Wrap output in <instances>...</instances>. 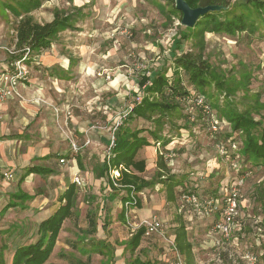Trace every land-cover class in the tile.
<instances>
[{
    "label": "rangeland",
    "instance_id": "1",
    "mask_svg": "<svg viewBox=\"0 0 264 264\" xmlns=\"http://www.w3.org/2000/svg\"><path fill=\"white\" fill-rule=\"evenodd\" d=\"M238 1L234 3V9L241 13L243 12L242 5ZM8 2H13V0H0V59L11 55L9 50L14 49L16 41L14 28L18 18L6 8L5 4ZM44 4L45 6L39 8L34 14L37 20L39 18L42 21L50 19L54 8L68 10L75 6H82L80 11L82 16L77 20L79 31L65 30L61 33L62 39L56 42L59 44L58 49L64 55L68 56L69 50L74 53L76 51L74 48L77 47L72 46L77 45L79 40L88 41L97 48L100 55L108 54L110 49L115 48L116 53L113 59L102 56L111 63L108 74L117 76L121 73L129 79L128 84L115 89L111 87L105 75L99 76L100 79L93 82L84 80L83 86H78L81 91L71 93L72 98L69 100L71 111L73 110L87 126L86 131L75 134L76 140L82 145L78 153L70 149L68 140L57 127L56 117H53V106L47 105L53 112L52 121L49 115L52 122L51 140L60 151L65 153L63 156L66 158V163H61V172L69 174L73 163L68 160L78 154L83 157L85 169L79 168V173L85 178L86 185L78 192L79 201L76 211L78 215L71 217L70 221L67 220L56 249L45 264H75L74 260L78 258L82 260L89 258L90 264H106L105 260L109 259L107 264H112L115 262L116 252L120 251L123 256H126L127 264H159L162 256L166 255V259L172 258L174 250L170 240L174 238L172 235L174 217L180 214L177 206L178 196L176 202L166 203V190L162 184L142 190L137 213L130 221L139 223L143 218L156 215L163 221L164 229L161 233L144 238L142 241L146 247H143L141 251L138 249L132 251L129 247H125L127 240L131 237L126 212L124 217L121 216L125 201L122 198L127 193L120 188L117 190L108 188V175L96 181L92 173L93 166L103 163V158L108 154V139L113 134L112 128L117 121L125 119L128 110L138 100L139 95L143 94L138 86L141 76L144 73H153L164 59L172 64L174 52L180 53L181 50L198 52L201 44L204 47L203 53L209 61L216 67L224 69L227 74L229 92H220L210 87L207 92L214 91L211 100L223 106L230 100L228 103L234 109L250 110L255 119L262 122L261 126L254 129V132L259 134L261 128H264V12L259 13L258 10L252 9L251 18L255 20L258 28L255 31H244L236 36L206 32L203 40L197 35H192L183 42L180 50L175 48V44L180 32L186 31V27L181 24L182 13L173 9L169 0H109V2L90 0L84 5H80L82 3L77 0H48ZM74 56L78 57L76 53ZM105 68L107 67L102 65L97 68V71H103ZM183 76L186 80L185 73ZM89 104L94 107L92 111H88ZM50 110L46 109V112L51 114ZM172 119L177 124L184 122L180 114L174 115ZM130 126H150V123L143 119H136L130 122ZM208 127L204 120L193 123L186 130L173 129L170 131L169 127L165 126L164 133L173 137L172 143L167 145V151H165L169 167L178 179L184 182L189 181L192 185L197 183L198 189L205 194L213 193L222 184L240 181L243 212H246L249 221L254 218L255 221H260L262 214L259 212L258 203L254 201L253 193L254 186L264 176V166L253 167V172L243 181L238 179L241 177L234 171L230 161L219 154L216 147V141L224 139V133L215 134L217 137L212 136ZM143 134L147 135L156 147L152 136L147 131ZM105 135H107L105 137L107 140L101 139ZM86 140L90 142L85 144ZM59 157L57 156L58 161ZM138 157L144 158L147 162L146 170L142 175L151 178L156 170L157 154L154 148L143 147ZM40 182L45 184L46 190L48 188L46 185H49V189H54L51 187L52 182ZM34 188V191L38 192L39 187ZM179 188L177 187L176 190ZM47 194H53V198H56L55 191H49ZM112 196L114 199L111 198ZM8 199L7 196H1V204ZM89 208L97 211L95 215L98 223L97 231L83 237L84 239L79 242L77 241L79 228L84 225L88 226L86 213ZM184 209H186L187 219L189 217L193 220L191 225L193 227L189 232L196 264H217L215 260H211L214 255L212 246L216 235L213 232L215 216L196 215L190 205L184 206L182 210ZM15 210L19 212L15 214L14 210H10L6 214V219L18 216L27 222L22 226V231L28 235L25 241H29L36 235V221L31 215L21 212L23 208L17 207ZM5 213L2 212L0 215V226L4 224ZM2 230L0 229V246L2 242L9 240L11 231L5 233ZM249 230L243 238L246 243L242 241L239 253L244 250L263 251L264 242H262L263 245L259 244L261 243L260 237L258 238L257 234ZM11 244L15 242L11 241ZM9 251L7 250L8 253ZM135 255L139 257L136 259ZM7 264H10L9 260ZM236 264L246 263L238 260Z\"/></svg>",
    "mask_w": 264,
    "mask_h": 264
},
{
    "label": "trees",
    "instance_id": "2",
    "mask_svg": "<svg viewBox=\"0 0 264 264\" xmlns=\"http://www.w3.org/2000/svg\"><path fill=\"white\" fill-rule=\"evenodd\" d=\"M45 0H13L6 3L9 9L17 18L15 25V50L16 54L10 57H21L22 48L29 46L35 53L51 46L52 42L59 36V33L65 29H76V18L80 15L81 8L54 10V18L48 22H40L31 14L34 9L39 8ZM173 5V9L178 10L174 5V0H169ZM193 7L207 4H222L226 8L219 11H210L201 16L193 27H186V31H181L176 41L175 48L180 49L185 40L192 35H197L200 39L205 38L206 32L216 34H224L227 36H236L244 31H255L258 28L252 17V9H256L259 13L264 12V0H187ZM242 5L243 12L238 13L234 9V3ZM181 12V11H180ZM197 37V38H198ZM204 47L198 52L193 50H181L180 53H173L172 64L164 59L162 64L154 70L150 75L143 74L139 79V86L142 90L141 99L134 102L133 107L129 110L122 123L115 131V145L112 148V155L104 158L103 163L93 166V172L96 178L108 175V182L113 190L126 189L127 195L122 199L128 198V193L134 187L137 191L145 188L155 187L156 184L165 186L166 197L168 201L174 202L178 196V204L181 206L180 196L183 192L196 191L200 195H217L219 188L213 193H203L199 189L192 187L189 181L178 179L168 165L165 156L166 147L173 141L172 136H167L165 126L169 130L187 129L193 123L204 120L205 117L200 109H194L196 120H192L190 113L186 110L184 98L190 94L192 90L204 94L208 102L216 111L218 117L224 118L229 122V126L223 128L224 139L230 136H237L242 140L241 155L246 164L253 170L258 166H264V128H261L259 134L254 129L261 126V120H256L250 110H236L229 105L230 100L223 106L218 102H213L212 92H207L210 87L216 88L220 92L228 93L229 86L227 83V74L224 69L213 65L208 57L203 53ZM175 51V50H174ZM183 73L186 74L185 80ZM229 102V103H228ZM180 114L184 119L183 123L177 124L172 117ZM136 119H143L150 123V126L132 127L130 122ZM145 131L152 136L157 147L156 170L151 178L142 175L147 167L144 158H139L138 153L144 146L154 145L143 134ZM169 131V133H170ZM214 135L215 137H217ZM214 137V138H215ZM220 140V139H219ZM218 141V140H217ZM216 141V142H217ZM164 148V150H163ZM78 164L81 169H85L83 159L78 157ZM250 163V164H249ZM114 170L119 172L117 182L121 186L114 184L111 173ZM46 167L36 164L26 168V174L32 172L46 173ZM242 169L240 174H244ZM177 187H180L176 190ZM178 191V195H177ZM111 195V194H110ZM254 201L258 203L259 212L262 214V224L264 225V180L254 186ZM30 196L21 193L14 196L17 201H25ZM94 198V197H93ZM114 199V197H111ZM90 199V197H89ZM61 205L58 209L42 220L38 225V236L34 242L19 245L13 255L12 264H45L55 246L59 237V233L66 219L78 215V186L71 182L65 192L60 196ZM139 205V201H138ZM103 208V207H102ZM126 210L123 207L121 216L124 217ZM97 211L89 208L86 213L88 219L87 227H80L77 241H82L83 237L94 234L97 231ZM175 226L173 235L178 251L183 255L186 264H196L193 243L190 240L186 222L182 214L175 218ZM248 230V229H247ZM246 233V230L243 231ZM145 228L140 227L126 242L125 247L135 250L139 247ZM243 234V233H242ZM263 245V244H262ZM6 249L2 245V251ZM259 253V264H264V250ZM109 259L105 260L107 264ZM75 264H90L87 260L76 259ZM245 263V262H244ZM0 264H6L3 254L0 253ZM247 264V263H246Z\"/></svg>",
    "mask_w": 264,
    "mask_h": 264
},
{
    "label": "crops",
    "instance_id": "3",
    "mask_svg": "<svg viewBox=\"0 0 264 264\" xmlns=\"http://www.w3.org/2000/svg\"><path fill=\"white\" fill-rule=\"evenodd\" d=\"M46 1L48 0H45L39 8L45 6L44 3ZM77 1L79 3H82L80 5H84L90 0H86V2L84 0ZM105 1L109 2V0ZM75 7L82 8V6ZM39 8L34 9L31 14L34 16ZM55 9L56 8H54V10ZM54 10L50 19L42 21V19L39 18L38 21H51L54 18ZM81 16L82 15L80 12V15L76 18V29L65 30L79 31L80 28H78L77 20H79ZM65 30L59 33V36L52 42L50 47L42 50L39 53H36L37 55H39V60L35 63H31L30 78L25 86L20 85L19 87L21 94L27 99V101L20 102L18 98H15L0 103V198L1 196H7L9 198L8 201H6L4 204H1L0 202V215L2 212H6L3 216L4 224L0 226V229H3L2 231L5 233L11 230L9 232V240L2 242L0 246V253L3 254L6 264L8 260L10 261V264H12L14 251L19 245L31 243L34 242L35 239H37V230L39 223L58 209V207L61 205L60 196H62V194L65 192L68 185L73 182V176L75 174L80 175L79 171L81 168L78 164L77 159L81 156H79L78 154L68 160V162L71 161L73 163L69 174L61 172L62 165L60 162V158H65V156H63L65 155V153L63 151H60L58 149V146L51 140L52 130L50 129V127L52 126L51 121L55 116V113H53L51 107L48 108L47 105L54 106L55 104L60 109L59 119L63 122L66 121V118L68 117L67 113L70 112L68 117V124L75 135L76 133L78 134V132L86 131L87 126L83 124L79 116L75 114L73 110L71 111L69 100L70 98H72L71 93H77V91H81L78 86H83L84 80L93 82L94 80L96 81L98 78L100 79V77H103L105 75V78L108 79L111 87L115 89L122 88L121 86L129 83V79L127 77H124L121 73H119L117 76L110 74V78H107L111 63L103 59L102 56H104L105 58L113 59L116 53L115 48L110 49V51H108V54L106 53L100 55V52L97 51V48H95L92 44H89L88 41L85 42L84 40H79V43L77 45L72 46L73 48L77 47L74 48L76 50L74 51V53H76L78 57L74 56V53H71V50H69L68 56L64 55L63 52L58 49L59 44L56 42L62 39L61 33ZM11 60L12 57L10 56L1 58L0 69L8 66ZM102 65L107 68L103 69V71H97V68ZM146 75L150 74L146 73ZM37 97H42L46 100V103L37 101ZM86 107L87 106H85V108ZM46 109H51V114L49 112L47 113ZM93 109V105L89 104L88 111H92ZM49 115H51V121ZM83 115L84 114H82V116ZM32 126L33 129L31 130ZM105 137H107V135H105L101 139L107 140V138ZM108 142H110V139H108ZM144 147L150 149L154 148V151L157 154V147L153 145ZM57 156H60L59 161ZM81 158L83 159V157ZM64 163H66V161ZM34 164L41 167H46L48 171L46 173L32 172L30 174H26V168ZM92 173L94 178H96L93 169ZM51 178L53 179L51 180ZM82 178L84 179L86 185L85 178ZM261 179L264 180V176L261 177ZM95 180L98 181L99 178H96ZM40 181L52 182L51 187H54V189H49V185H46L48 187L46 190L45 184H42V182ZM190 184L192 183L190 182ZM34 185L39 187L38 192L34 191ZM198 186L199 185L197 183L195 185H192V187H195L197 190ZM84 187L78 186V192L79 189H82ZM162 187L165 188V186L163 185ZM108 188L111 189L109 183ZM49 191H55L56 198H53V194H47V192ZM123 191L127 193L126 189H123ZM21 193H26V195L30 196V198L22 202L14 199V196L16 197ZM55 199L57 200V204ZM176 200L174 202H176ZM168 202L172 201H168L166 197V203ZM177 206L179 213L183 215L190 236L189 230L193 227L191 226L193 220H191V218L189 217L187 219L186 209H180L179 204H177ZM17 207L23 208V211L21 212H23L25 215H31L34 221H36V235L29 241H25L28 238V235H26V233L22 231V226L27 222H24V220L18 218V216L9 220L6 219V214L10 210H14L13 212H15V214L19 212L15 210V208ZM141 210H143V208ZM243 214L245 222L244 230L247 231V229L249 230L251 228V230L255 234H257V237H260L261 243L259 244H263V216L259 222H256L255 218L254 220L252 219V221H249L248 217H246V212H243ZM178 215H175L174 218H176V216ZM70 219L71 218H68L64 221L63 227L59 233V237L65 228V223H67V220L70 221ZM175 224L176 223H174V226ZM85 226L87 225H84V227ZM259 228H261V231L259 230ZM245 235L246 233L244 232L243 234L239 235L237 243L240 246L242 244V241L244 242V244L246 243V241L243 240ZM144 238L146 239V236H143V239ZM11 241H14L15 244H11ZM2 245H5L6 248L3 251ZM143 247H146V245L143 244V241H141L137 249L141 251ZM55 249L56 246L51 256L53 255ZM7 250H10L9 253L7 252ZM262 253L263 251L260 250V254ZM115 255V262H113L112 264H127L126 256L122 255V251L116 252ZM134 257L137 259L139 256L135 255ZM162 257L160 258L159 264H164L167 260L166 255L165 257Z\"/></svg>",
    "mask_w": 264,
    "mask_h": 264
},
{
    "label": "built area",
    "instance_id": "4",
    "mask_svg": "<svg viewBox=\"0 0 264 264\" xmlns=\"http://www.w3.org/2000/svg\"><path fill=\"white\" fill-rule=\"evenodd\" d=\"M11 54H16L18 50H9ZM22 52L21 57L13 58L8 66L0 69V103L6 102L11 99L18 98L20 102H25L27 99L21 94L20 85L25 86L30 78V65L39 60V55L34 53L29 46H26L20 50ZM110 74L107 78H110ZM141 99L139 95L138 101ZM37 101L46 103V100L42 97H37ZM186 110L190 113V118L196 120V114L194 109H200L205 117V122L209 126V130L212 136L220 132L223 128L229 126V122L224 118H219L214 108L208 102L204 94L192 90L189 95L184 98ZM134 105V104H133ZM131 106V108L133 107ZM130 108V109H131ZM56 124L61 134L66 140H68L70 149L74 153H78L82 145L78 143L73 131L68 124V117L70 112L67 113L68 117L63 122L59 119L60 109L57 106H53ZM129 109V110H130ZM128 110V112H129ZM127 112V113H128ZM122 123V119L115 123L113 127V134L110 138L108 145L107 157L112 155V148L115 145V131L117 127ZM90 140H86L85 144ZM242 146V140L237 136H230L227 139H220L216 142V147L219 154L226 157L234 169V171L240 176L241 181L250 175L253 170L246 164L240 151ZM66 159L60 158V162L64 163ZM245 169L244 174H240L241 170ZM119 172L114 170L111 173V178L115 185L121 186L117 182ZM73 182L79 187H84L85 181L81 175L75 174L73 176ZM241 182H229L222 184L219 188L217 195H200L196 191L183 192L180 196L182 209L186 205H190L191 209L196 215L208 216L214 215L215 220L213 224V232L215 235L213 242L214 255L211 260H215L217 264H236L238 260H243L247 264H259V254L250 250H244L239 253L240 245L237 243L239 235L244 231V214L242 208V191ZM143 193L137 191L134 187L131 188L128 193V198L124 201V207L126 210L127 222L130 227V236H132L140 227L145 228L144 236L158 234L163 232L164 223L156 215H150L143 218L139 223L130 221L135 217L137 213V206L139 197ZM259 222V221H256ZM261 231V228H259ZM171 247L174 250L172 258L166 260L164 264H186V261L178 251L174 238L170 240ZM228 262V263H225Z\"/></svg>",
    "mask_w": 264,
    "mask_h": 264
},
{
    "label": "water",
    "instance_id": "5",
    "mask_svg": "<svg viewBox=\"0 0 264 264\" xmlns=\"http://www.w3.org/2000/svg\"><path fill=\"white\" fill-rule=\"evenodd\" d=\"M175 7L181 11V24L187 27H193L201 16L210 11H219L225 9L222 4H207L193 7L187 0H174Z\"/></svg>",
    "mask_w": 264,
    "mask_h": 264
}]
</instances>
